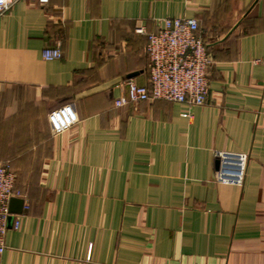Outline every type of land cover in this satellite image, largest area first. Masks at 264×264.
I'll use <instances>...</instances> for the list:
<instances>
[{
    "label": "crops",
    "instance_id": "1",
    "mask_svg": "<svg viewBox=\"0 0 264 264\" xmlns=\"http://www.w3.org/2000/svg\"><path fill=\"white\" fill-rule=\"evenodd\" d=\"M163 18L198 21L205 104L114 107L147 80L136 29ZM66 104L78 122L53 136ZM216 151L248 155L242 186L214 182ZM4 162L24 205L0 264H264V0H19L0 17Z\"/></svg>",
    "mask_w": 264,
    "mask_h": 264
},
{
    "label": "built area",
    "instance_id": "2",
    "mask_svg": "<svg viewBox=\"0 0 264 264\" xmlns=\"http://www.w3.org/2000/svg\"><path fill=\"white\" fill-rule=\"evenodd\" d=\"M19 0H0V17ZM41 8L49 0H28ZM153 31L136 29L146 38L147 80L144 85L127 82V95L120 94L114 107L127 104L162 100L170 103H187L193 106L205 104L209 93V68L213 60L199 34V24L194 18H163L157 20ZM62 57L59 43L45 48L42 58L54 61ZM47 122L53 136L63 134L78 122L71 104L63 105L47 114ZM214 182L242 186L245 178L248 155L241 152L216 151ZM12 198L23 199L16 188V176L9 162L0 163V255L6 250L7 222L10 216L9 202ZM20 222L13 216L10 230L17 231Z\"/></svg>",
    "mask_w": 264,
    "mask_h": 264
},
{
    "label": "water",
    "instance_id": "3",
    "mask_svg": "<svg viewBox=\"0 0 264 264\" xmlns=\"http://www.w3.org/2000/svg\"><path fill=\"white\" fill-rule=\"evenodd\" d=\"M135 74H131L128 76V78L133 77ZM24 201L20 198H12L9 202V213L13 216L20 215L22 213ZM13 216H10L8 218L7 227L8 229L11 228L12 222H13Z\"/></svg>",
    "mask_w": 264,
    "mask_h": 264
}]
</instances>
